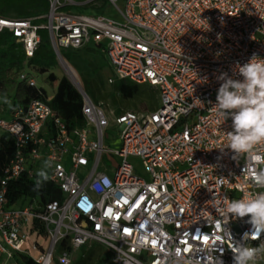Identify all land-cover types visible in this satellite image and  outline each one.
<instances>
[{
	"label": "built area",
	"instance_id": "2783aa9c",
	"mask_svg": "<svg viewBox=\"0 0 264 264\" xmlns=\"http://www.w3.org/2000/svg\"><path fill=\"white\" fill-rule=\"evenodd\" d=\"M91 1L46 0L42 15L0 16V34L10 33L25 57L17 81L36 92L23 110L5 106L0 92V134L13 141L0 177V264H17L15 255L72 264L92 244L108 251L113 264H233V246L264 244V233L242 241L252 231L249 217L225 215V197L264 188L253 181L251 157L237 161L231 149L220 150L233 129L215 106L217 77L226 72L242 80L237 64L254 54L264 59V0H104L105 14L75 11ZM39 30L60 65L61 50L98 48L115 80L157 91L155 109L117 113L72 84L84 124L68 127L27 64ZM254 151L264 155V144ZM129 158L138 159L144 178ZM21 175L44 178L61 198L8 207V184ZM33 221L45 240L31 234ZM255 264H264V254Z\"/></svg>",
	"mask_w": 264,
	"mask_h": 264
},
{
	"label": "trees",
	"instance_id": "16d2710c",
	"mask_svg": "<svg viewBox=\"0 0 264 264\" xmlns=\"http://www.w3.org/2000/svg\"><path fill=\"white\" fill-rule=\"evenodd\" d=\"M86 1V0H84ZM96 3L97 6H96ZM87 7L82 8V12L89 15H102L107 12V5L104 0H94L90 2L89 12ZM84 10L86 12H84ZM47 11L46 0H0V16L10 19H22L27 17H35L44 14ZM40 44L33 56L27 64L34 70L37 75H45L49 69L56 66V58L50 46L48 35L45 30H39ZM64 60L69 62L70 54L67 51H60ZM25 57L20 45L15 43L14 38L8 32L0 34V92L3 97L5 106L9 105L11 109L23 110L27 104L36 98V92L33 88L26 87L17 81L18 73L24 68ZM91 71L96 76L92 80L81 81L85 93L94 101L98 102L102 98L101 80L97 76V67L90 63ZM51 83L56 82V90L52 99L49 101V106L52 110L65 121L68 127H80L84 124L81 113L82 101L77 90L65 78L57 77L50 73L46 76ZM141 87L150 88L153 90V99L157 98V91L147 84H136L129 80H114L112 89L122 101H130L138 96ZM115 99V97H113ZM117 103L114 100V104ZM156 106H151L148 111H152ZM117 113L125 112L115 107ZM13 153V141L7 134H0V177L3 168L8 164ZM37 181H40L37 187ZM8 207H20L25 202L36 201L42 205L51 201H56L61 198V193L58 189L52 186L51 183L44 178L33 177L28 178L26 175H21L17 179L12 180L8 184L6 194ZM40 208V207H35ZM31 234L36 238L45 240V233L37 221H33ZM65 247L62 242L58 251ZM103 248L92 244L89 248L82 247L79 251V256L72 264H92L94 257L99 250ZM110 255V263L112 257ZM17 264H35V262L24 255H15ZM107 257L103 256L95 264H104Z\"/></svg>",
	"mask_w": 264,
	"mask_h": 264
},
{
	"label": "clouds",
	"instance_id": "9594fccd",
	"mask_svg": "<svg viewBox=\"0 0 264 264\" xmlns=\"http://www.w3.org/2000/svg\"><path fill=\"white\" fill-rule=\"evenodd\" d=\"M236 73L243 79H234L222 72L217 79L221 81L216 96L215 106L223 121L231 119L232 131L226 132L227 146L234 153L232 159L251 157L257 168L252 173L256 185L264 188V155L256 154L257 145L264 144V59L253 55L247 63L237 64ZM44 176V173H40ZM46 178V177H45ZM40 181H37L39 187ZM227 201L224 214L230 219L249 217L247 223L251 232H245L242 241L259 239L264 233V192L249 195L242 199ZM230 234V232H229ZM231 235V234H230ZM233 264H255L257 258L264 254V244L256 247L238 243L231 249ZM220 264H223L220 259Z\"/></svg>",
	"mask_w": 264,
	"mask_h": 264
},
{
	"label": "rangeland",
	"instance_id": "374dc122",
	"mask_svg": "<svg viewBox=\"0 0 264 264\" xmlns=\"http://www.w3.org/2000/svg\"><path fill=\"white\" fill-rule=\"evenodd\" d=\"M102 1V0H99ZM98 3H96L97 6ZM89 4H87L85 7H87V10L89 12ZM84 10V12H86ZM76 12H82V7H77L75 9ZM92 11V10H91ZM108 16L110 17H114V13L111 9L108 10ZM44 20H39L38 23H43ZM70 54L69 57V62H67L66 60H64L70 67H72L74 69V71L77 74V77L79 79V83L81 85V87L83 88L82 82L81 81H87V80H92L94 79L96 76L94 75V73H92L91 71V66L90 63H93L94 65H96L97 67V76L100 78L102 86H101V90H102V98L99 99L98 102H102L104 103L107 107L111 108V109H115V107L121 109L122 111H136V112H146L148 111V109L151 106H156L158 101L157 98L155 97L153 99V90L152 89H148V88H144L141 87L139 92H138V96L130 101H122L117 95L116 93L113 91L112 89V83L114 82V73L111 69L110 63L108 62L106 56L104 55V53H101V51L98 48H95L93 46H89L87 48H83L80 49L78 51H67ZM50 73H53L57 79L61 78V77H65L70 83V79L67 76V74L65 73V71L62 68V65H60L58 62L56 63V66H54L53 68L49 69L48 72L45 75H37L36 74V80L39 83L40 86H42V88L45 90L47 95H51L54 94L55 90H56V82H49L46 78V76ZM111 78L112 82H108V79ZM72 84V83H71ZM113 97H115V99H113ZM114 100L117 102L114 104ZM112 147L114 149L118 148L117 144L112 145ZM129 162L131 164L134 165L135 167V174L140 177V178H144L145 174L143 173V171L141 170V168L139 167V161L138 159L135 158H129L128 159ZM63 164L65 165V162H63ZM44 173V170H42L40 173ZM79 252L75 253L73 255V260L72 263H74V260H76L79 256ZM109 252L106 251L105 249L99 250L96 254V256L94 257L93 263L95 264L97 262V260H99L101 257L105 256L107 257L109 260H107L104 264H109L110 263V255H108Z\"/></svg>",
	"mask_w": 264,
	"mask_h": 264
},
{
	"label": "bare ground",
	"instance_id": "6f19581e",
	"mask_svg": "<svg viewBox=\"0 0 264 264\" xmlns=\"http://www.w3.org/2000/svg\"><path fill=\"white\" fill-rule=\"evenodd\" d=\"M61 65H62L63 70L69 77L71 83L77 87H80L79 79L74 69L70 67L65 61H61Z\"/></svg>",
	"mask_w": 264,
	"mask_h": 264
},
{
	"label": "crops",
	"instance_id": "0c3cea01",
	"mask_svg": "<svg viewBox=\"0 0 264 264\" xmlns=\"http://www.w3.org/2000/svg\"><path fill=\"white\" fill-rule=\"evenodd\" d=\"M53 96V94H51Z\"/></svg>",
	"mask_w": 264,
	"mask_h": 264
}]
</instances>
